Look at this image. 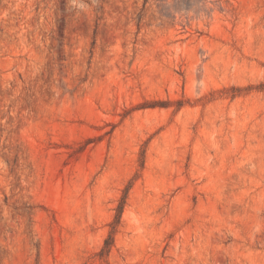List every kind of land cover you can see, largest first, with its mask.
<instances>
[{
    "label": "rangeland",
    "instance_id": "1",
    "mask_svg": "<svg viewBox=\"0 0 264 264\" xmlns=\"http://www.w3.org/2000/svg\"><path fill=\"white\" fill-rule=\"evenodd\" d=\"M0 264H264V0H0Z\"/></svg>",
    "mask_w": 264,
    "mask_h": 264
},
{
    "label": "trees",
    "instance_id": "2",
    "mask_svg": "<svg viewBox=\"0 0 264 264\" xmlns=\"http://www.w3.org/2000/svg\"><path fill=\"white\" fill-rule=\"evenodd\" d=\"M123 203V202H122ZM121 207H122V204L120 203V205L117 207V216L119 217V213L121 212ZM117 221V220H116ZM110 243H111V237L109 236L106 240H105V247L108 248L110 246ZM108 250V249H106Z\"/></svg>",
    "mask_w": 264,
    "mask_h": 264
}]
</instances>
